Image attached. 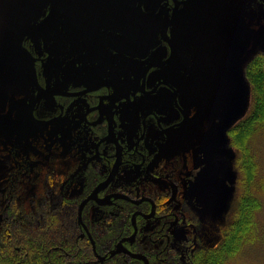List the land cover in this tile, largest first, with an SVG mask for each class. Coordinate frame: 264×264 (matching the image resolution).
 Listing matches in <instances>:
<instances>
[{
    "label": "flooded vegetation",
    "instance_id": "obj_1",
    "mask_svg": "<svg viewBox=\"0 0 264 264\" xmlns=\"http://www.w3.org/2000/svg\"><path fill=\"white\" fill-rule=\"evenodd\" d=\"M236 17L248 49L264 0H0V43L20 39L37 78L22 97L27 140L9 158L37 205L52 192L51 220H77L96 264H193L173 243L197 220L190 193L209 169L195 153L207 113L199 65L205 43L242 46Z\"/></svg>",
    "mask_w": 264,
    "mask_h": 264
},
{
    "label": "rangeland",
    "instance_id": "obj_2",
    "mask_svg": "<svg viewBox=\"0 0 264 264\" xmlns=\"http://www.w3.org/2000/svg\"><path fill=\"white\" fill-rule=\"evenodd\" d=\"M251 37L249 48L238 60L233 58L234 52L238 50L237 40L236 47L222 50L223 59L218 57L221 53L214 50V56L217 57L213 59L214 62L208 56H204L212 63L200 66L203 89L207 94L203 95L207 113L203 116L204 132L202 130L201 141L195 144V153L209 164V169L197 174L195 189L193 192L190 190L191 199H196L192 201L191 206L197 220L184 221L183 226H188L187 231L183 229L176 233L180 241L173 243L176 254L185 250L184 246H187L194 257L206 247L204 242L209 243L212 237L216 239L215 244L222 243L223 234L217 224L222 223L226 229L227 225L236 219L242 192L239 186H242L243 176L239 170L240 152L233 144L231 131L246 120L253 109L252 87L245 76V67L255 56L257 58L264 55V26L255 37L254 35ZM10 52L12 55H9ZM11 56H16L13 46L0 43V238L6 231L5 224L9 225L11 220H26L27 217H31V220H51L50 216L53 215L51 212L56 206L52 192L48 191L46 197L40 194L37 196L38 205L27 203L24 207L22 175L15 174L18 173L17 167L8 155L12 152L22 154V142L27 140L25 137L27 132L22 131L24 127L22 97L30 87V74L27 68L22 66V63L14 61L15 58ZM26 124L36 135L35 132L39 130L37 126L30 120ZM40 136H43L42 132L39 134V138H42ZM250 138L252 137H248ZM31 146L39 148L37 144ZM188 147L189 149L192 147L190 142ZM252 147L260 164V174L264 177V136L252 141ZM34 174L44 178L41 168L35 169ZM245 181L246 178L243 185ZM31 183L34 184V181L31 180ZM47 183H51L50 178L46 179V187ZM259 198L262 207L257 213L256 235L226 264H264V193ZM61 208L65 212L69 207ZM16 211L17 213L13 214ZM71 221L76 228L77 220ZM190 221L194 226L190 225ZM64 231L70 234L61 237L60 247H65L63 241L68 239L70 245L81 244L87 249L85 240L77 241L76 229L65 228ZM97 259L100 261V256H97L96 261Z\"/></svg>",
    "mask_w": 264,
    "mask_h": 264
},
{
    "label": "trees",
    "instance_id": "obj_3",
    "mask_svg": "<svg viewBox=\"0 0 264 264\" xmlns=\"http://www.w3.org/2000/svg\"><path fill=\"white\" fill-rule=\"evenodd\" d=\"M245 74L252 87L253 109L250 116L231 131L233 144L240 152L239 170L243 176L242 186H239L242 189L240 207L236 219L227 225L222 243L193 257V264H226L256 235L257 213L262 207L259 196L264 193V177L260 174V164L252 141L264 136V55L255 56L245 67ZM35 188L29 179L22 181V193L28 205L37 203L36 199L30 197ZM31 219L11 220L9 225L5 224L6 231L0 238V264H96L87 242V249L81 244L70 245L68 239L63 241L65 247L59 246L62 244L61 237L70 234L64 229H76L71 220ZM107 237V240H111L114 236L110 234ZM111 264L120 263L114 259Z\"/></svg>",
    "mask_w": 264,
    "mask_h": 264
},
{
    "label": "water",
    "instance_id": "obj_4",
    "mask_svg": "<svg viewBox=\"0 0 264 264\" xmlns=\"http://www.w3.org/2000/svg\"><path fill=\"white\" fill-rule=\"evenodd\" d=\"M235 31L238 35V38L241 40H244L242 46L240 48H239V46H237L236 49H238V50L236 52H234L233 58L237 59L238 57L240 58L246 53V50H247L246 46L249 45L247 37L241 32L240 27L238 25V17H236ZM11 45L13 46V50H15V54H16V56H15L16 59L14 61H18V62L22 63V60H23L25 62L26 68L30 74V83L32 84V86H35L37 84L35 59L30 55V53H28V52L25 53V49L22 47V42L20 41V39H18V43L16 44V46L13 44H11ZM205 45H206V43L203 44L204 49L202 50V54H203V56H208L212 61L216 57V56H214V52H215L214 50H216V52L219 54L222 52V50H225V49L215 48L213 46L207 47ZM234 46L236 47V43ZM234 46H232L229 49H233ZM9 55H12L11 52L9 53ZM223 55H224V53H221L218 57L223 59ZM11 57L14 58L13 56H11ZM203 61H205V62H203ZM209 63H212V62H210L207 58H203V60L201 61V64H203V65L209 64ZM201 64L199 65V67L201 66ZM93 245H94V251L96 252L95 243H93ZM133 257L134 258H141L138 255H133Z\"/></svg>",
    "mask_w": 264,
    "mask_h": 264
}]
</instances>
